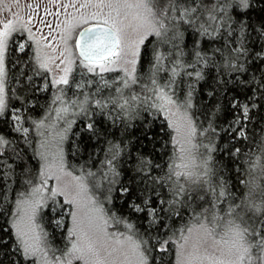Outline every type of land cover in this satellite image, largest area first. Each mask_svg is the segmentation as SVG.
Segmentation results:
<instances>
[{
	"label": "trees",
	"instance_id": "1",
	"mask_svg": "<svg viewBox=\"0 0 264 264\" xmlns=\"http://www.w3.org/2000/svg\"><path fill=\"white\" fill-rule=\"evenodd\" d=\"M158 2L173 4L175 11L169 10L160 35L143 42L131 83L122 86L117 71L72 70L62 95L84 99L85 105L70 108L74 120L64 154L69 170L89 175L93 187L103 186L95 191L107 216L139 241L147 263L174 264L172 237L199 215L205 201L188 195L169 173L175 149L156 92L167 90L190 111L198 153L207 158L205 178L193 188L207 204L254 202L264 223V0H248L247 8L238 0ZM184 9L189 11L182 16ZM5 63L0 264H35L25 257L11 221L17 201L37 181V124L52 109L56 89L35 63L31 45L17 35L8 42ZM38 219L46 242L58 248L53 252L64 253L70 243L67 203L52 198Z\"/></svg>",
	"mask_w": 264,
	"mask_h": 264
},
{
	"label": "rangeland",
	"instance_id": "2",
	"mask_svg": "<svg viewBox=\"0 0 264 264\" xmlns=\"http://www.w3.org/2000/svg\"><path fill=\"white\" fill-rule=\"evenodd\" d=\"M157 2L152 1L149 5L155 13L152 14L144 6V0H0V32L4 31L3 24L8 21L12 22L14 29L7 39L0 64L4 106L5 51L12 36L19 33H24L32 42L35 63L48 72L56 89L52 109L44 122L37 124L40 159L37 181L17 201L11 221L22 251L18 230L25 233L29 244L38 249L34 256H29L35 264H57V258L61 264H65L70 257L64 254L73 243L81 249L76 255H82L83 258L72 259V264H148L139 241L127 229L115 228L107 216L95 191L103 186L96 184L93 187L94 180L91 184L89 175L78 174L67 168L64 141L72 122L70 108L84 106L85 100L77 97L65 99L62 91L68 83L55 84L54 81L66 75L69 82L72 70L79 66L87 71L88 67H93L92 73L117 71L122 86L131 83L143 42L149 35L157 31L160 33L163 30L161 23L165 26L170 17L169 11L161 15L168 4ZM104 21L114 28L119 38L116 51L107 60L85 62L88 63V67H85L75 49L76 34L88 23ZM41 64L47 67H41ZM101 66L107 70L101 72ZM65 68L71 71L65 73ZM156 93L170 127L175 149L169 173L187 190L188 195L193 192L205 201L199 215L172 237L174 264H238L239 242L234 233L237 227L263 223L259 213L249 208L250 203L257 204L249 200L248 203L240 202L234 206L221 201L207 204L208 198L205 200L204 194L193 188L196 182L205 178L203 170L207 158L198 153L197 131L192 132L195 127L190 111L186 105H180L169 95L167 90ZM254 190L252 187L251 192ZM218 196L222 197L221 194ZM54 197H61L70 212V243L62 254L53 252L58 248L46 242L45 232H42L38 219L39 209Z\"/></svg>",
	"mask_w": 264,
	"mask_h": 264
},
{
	"label": "snow or ice",
	"instance_id": "3",
	"mask_svg": "<svg viewBox=\"0 0 264 264\" xmlns=\"http://www.w3.org/2000/svg\"><path fill=\"white\" fill-rule=\"evenodd\" d=\"M152 3V0H144V6L147 10L153 13L152 8L149 6ZM240 6L247 8L248 7V0H238ZM82 5L81 7H83ZM169 10L175 11V6L170 4L168 8H165L161 15H166ZM189 9H184L182 11V16L187 14ZM190 11H195V9H191ZM214 19L215 17H210ZM163 27V24L160 25ZM4 31L0 32V64H2L3 60V50L6 46L7 39L13 31L12 22L8 21L7 23L3 24ZM206 31V30H205ZM157 35H160L159 31L156 32ZM119 42V38L116 34L114 28L107 26V21H104L103 24H96L91 27H87L83 29L80 33L78 38L75 40V47L79 50V56L82 58L81 63L88 67V63L92 61H100L106 59L113 53V50L117 46ZM142 42V41H141ZM21 50H23V45H20ZM88 62V63H85ZM41 67L46 68V64H41ZM105 69L103 66L100 67V71L103 72ZM2 71V69H0ZM65 73L71 71L70 68L64 69ZM88 71H94L93 67H88ZM55 84H67V76H62L59 80L54 81ZM4 108V97H3V87L0 84V111ZM244 115L247 116L248 108L247 106L243 109ZM91 128V125L88 126ZM192 132H195V129H192ZM0 142L2 138H0ZM127 191V189H125ZM55 191H53V195H55ZM223 195V193H221ZM137 211H144V209L140 208L138 205H133ZM249 208L254 213H260L261 209L259 206L255 204H249ZM35 209H33L34 213ZM149 214L152 215L155 213L154 209H149ZM231 211V210H230ZM131 228V225H128ZM203 227V226H202ZM189 231H191L189 229ZM264 223H258L251 227H244L235 230V236L239 242V256H238V264H264ZM26 234L20 232L18 230V238L20 244L23 247V252L25 257L34 256L36 251L38 250L36 247H33L29 244L28 240L25 238ZM168 241H164V244H167ZM139 247V245H137ZM163 251V247L160 249ZM81 249L73 243L72 247L66 252L64 255L66 257H70L67 259L65 264H72V259H82V255H76V253H80ZM57 264H61L59 258H57Z\"/></svg>",
	"mask_w": 264,
	"mask_h": 264
},
{
	"label": "water",
	"instance_id": "4",
	"mask_svg": "<svg viewBox=\"0 0 264 264\" xmlns=\"http://www.w3.org/2000/svg\"><path fill=\"white\" fill-rule=\"evenodd\" d=\"M96 24H103V22H91V23H88V24L84 25V26L81 27V28L79 29V31L77 32L76 37H75V40L78 38L79 33H80L83 29H85V28H87V27H91V26L96 25ZM107 26L111 27V26L108 25V24H107ZM74 44H75V42H74ZM117 45H118V44H117ZM116 48H117V46H116L115 49L113 50V53H112L110 56H108L106 59H104V60L109 59V58L115 53ZM75 49H76V52H77V54H78V56H79V50H78L76 47H75ZM79 58L82 59L80 56H79ZM104 60H100V61H104ZM100 61H95V60H94V61H92V62H100Z\"/></svg>",
	"mask_w": 264,
	"mask_h": 264
},
{
	"label": "flooded vegetation",
	"instance_id": "5",
	"mask_svg": "<svg viewBox=\"0 0 264 264\" xmlns=\"http://www.w3.org/2000/svg\"><path fill=\"white\" fill-rule=\"evenodd\" d=\"M17 36H18V40L19 41H22V40H25V41H27L30 45H31V47H32V42L26 37V35L24 34V33H19V34H16ZM8 46V45H7ZM6 49H7V47H6ZM33 50V49H32ZM5 56H6V51H5ZM5 65H6V63H5Z\"/></svg>",
	"mask_w": 264,
	"mask_h": 264
},
{
	"label": "bare ground",
	"instance_id": "6",
	"mask_svg": "<svg viewBox=\"0 0 264 264\" xmlns=\"http://www.w3.org/2000/svg\"><path fill=\"white\" fill-rule=\"evenodd\" d=\"M77 117V116H76ZM72 120H74V119H72ZM73 123V122H72Z\"/></svg>",
	"mask_w": 264,
	"mask_h": 264
}]
</instances>
